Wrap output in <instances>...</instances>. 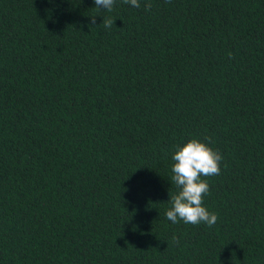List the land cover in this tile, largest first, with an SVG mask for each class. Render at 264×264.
Returning <instances> with one entry per match:
<instances>
[{"label": "trees", "instance_id": "16d2710c", "mask_svg": "<svg viewBox=\"0 0 264 264\" xmlns=\"http://www.w3.org/2000/svg\"><path fill=\"white\" fill-rule=\"evenodd\" d=\"M144 2L0 0V264H264V0ZM193 137L211 227L166 217Z\"/></svg>", "mask_w": 264, "mask_h": 264}, {"label": "clouds", "instance_id": "9594fccd", "mask_svg": "<svg viewBox=\"0 0 264 264\" xmlns=\"http://www.w3.org/2000/svg\"><path fill=\"white\" fill-rule=\"evenodd\" d=\"M132 7H141V0H123ZM116 0H94L95 8L112 12ZM150 0H145L144 8L151 10ZM105 28H111L115 19L103 16ZM90 25L96 24V15H90ZM210 139V138H206ZM173 173L171 182L175 184L177 192L170 196V208L166 217L173 224L183 221L185 224L199 225L201 223L211 227L216 224L218 215L210 212L204 206V197L210 191V185L204 177L218 175L221 171L222 154L214 150L209 143L197 137L189 139L182 146L177 147L172 155ZM173 241L178 242L175 235Z\"/></svg>", "mask_w": 264, "mask_h": 264}]
</instances>
